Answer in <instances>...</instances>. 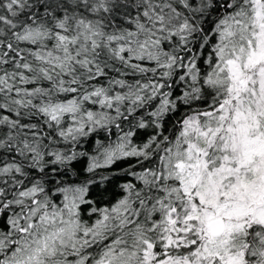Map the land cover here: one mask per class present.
<instances>
[{
  "label": "snow or ice",
  "instance_id": "1",
  "mask_svg": "<svg viewBox=\"0 0 264 264\" xmlns=\"http://www.w3.org/2000/svg\"><path fill=\"white\" fill-rule=\"evenodd\" d=\"M0 264H264V0H0Z\"/></svg>",
  "mask_w": 264,
  "mask_h": 264
}]
</instances>
